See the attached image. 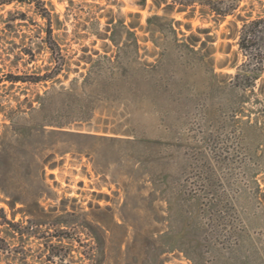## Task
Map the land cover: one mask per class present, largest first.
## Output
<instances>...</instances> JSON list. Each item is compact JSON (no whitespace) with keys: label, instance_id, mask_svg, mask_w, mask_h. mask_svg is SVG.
I'll return each instance as SVG.
<instances>
[{"label":"rangeland","instance_id":"obj_1","mask_svg":"<svg viewBox=\"0 0 264 264\" xmlns=\"http://www.w3.org/2000/svg\"><path fill=\"white\" fill-rule=\"evenodd\" d=\"M42 1L59 13L54 35L68 69L56 79L35 80L51 64L49 49L36 46L44 21L32 5L1 3L0 109L3 123L10 122L6 113L18 124L63 123L46 125L29 143L31 152L55 164L46 165L40 187L44 211L29 208L37 219L60 217L68 226L43 223L38 236L15 241L11 250L17 246L25 264H90L96 231L102 264H264V96L258 88H235L231 76L233 64L243 62L231 20L238 27L242 21L175 12L180 39L191 22L193 31L209 27L199 35L214 41L192 54L169 36L157 33V44L136 28L140 48L119 50L95 34L104 15L112 9L131 21L128 14L139 12L145 25L149 8L136 0ZM10 11L28 19L8 26ZM236 14L264 15V0H240ZM118 53L125 74L86 78L92 65H107ZM10 73L27 80L10 82ZM6 132L17 137L11 128ZM29 183L32 193L37 181ZM21 206L15 219L27 224L31 216L18 211ZM47 238L60 244L63 261H46ZM14 254L0 251V263L19 264Z\"/></svg>","mask_w":264,"mask_h":264},{"label":"trees","instance_id":"obj_2","mask_svg":"<svg viewBox=\"0 0 264 264\" xmlns=\"http://www.w3.org/2000/svg\"><path fill=\"white\" fill-rule=\"evenodd\" d=\"M12 1L14 0H0V4L4 2L11 3ZM16 1L32 5L35 12L44 21V25L38 28L37 37L39 41L36 46L38 49H49L51 64L47 67L48 71L43 75H39L35 80L47 81L56 79L65 69H68V65H66L64 57L61 54L60 42L54 35V30L61 28L62 25L59 13L55 12L53 4L47 6L42 0ZM135 4L140 9L149 8V11L152 12L146 18L145 25L141 24L138 20L142 16L139 12H130L128 15L133 19L127 21L125 16L117 17L114 15L111 9V13L104 15L106 16V21L103 29H98L95 31V34L103 40H110L119 50H138L140 48V39L136 28H140L145 32H149V38L157 44L160 42V37L156 36V34L161 33L164 34V39L169 36L178 47L192 54H197L207 47L208 41H214L210 36L206 40H203L199 35V33L209 32L210 28L197 27L196 31H193L192 23L189 22L186 24L185 31L180 29L183 34V38L180 39L177 33L182 21L175 19L172 16L173 13H186V18L199 17L201 21L213 19L217 23L224 21L229 15L237 16V19L242 21L241 27H238L236 20H231V25L233 24L237 27V44L239 52L243 55V62L240 65L236 62L233 64V66L237 67L235 74L231 75L233 84L235 88L241 90H252L255 92V89L258 88L259 93L264 96V15L251 18L236 14V11L240 8V0H151V3L148 0H136ZM160 9L163 11L161 14L158 12ZM10 15V18L7 19L8 26L13 25L17 19H22L23 21L28 19L25 12L20 13L21 17H14L11 11ZM96 23L99 24L100 21L97 20ZM174 24H177L178 28ZM198 44H201L200 49L195 48ZM213 49L214 47H211L209 54L214 52ZM29 52L32 56L34 55L32 50ZM118 54L115 61L107 57V62H109L107 65H92L86 78L91 77L93 74H101L104 71L111 77L125 74L126 68L121 65L120 54ZM8 80L14 83L26 81L27 79H25L24 75L10 73ZM2 82L3 79L0 77V83ZM43 100V96L38 94L36 101L42 103ZM29 107L31 110L36 109L33 102L29 104ZM2 112L3 110L0 109V130L2 126L5 127V131L0 132V251L12 254L14 251L13 259H20L19 264H25V256L23 253L18 252V247L15 246L11 250L12 243H15V241L21 243L28 237L38 236L39 228L43 223L53 224L59 229L60 227L62 229L63 226H68L64 221L60 220V217L52 222L37 219V212L29 208L30 206H34L40 211H44V207L39 200L42 195L40 187H44L46 165L49 164L50 167H55V164L49 163L40 154L31 152L28 148L29 143L35 132L45 130L46 125L63 127V123L48 119L45 123L38 125L18 124L15 117L7 113L5 114V118L10 122L3 123ZM10 128L17 134L15 139L7 138L6 130ZM62 133H69V131H62ZM32 179L37 181V185L33 187V192L31 193L27 185L30 184L29 182ZM18 204L22 205L18 211L31 216L27 219V224L15 219L16 206ZM7 207H9V210ZM93 236L97 244L90 264H102L104 249L102 247L101 234L98 235L94 231ZM58 238L62 240L60 235H58ZM44 244L45 248H47L45 259L46 261L48 260V263L55 262L56 258L60 261L64 260L60 244L53 242L50 238L45 239ZM17 254L19 255L18 257ZM6 264L12 263L8 262Z\"/></svg>","mask_w":264,"mask_h":264}]
</instances>
